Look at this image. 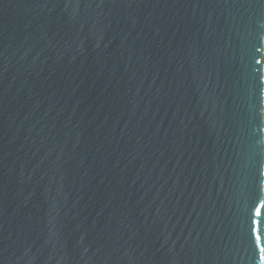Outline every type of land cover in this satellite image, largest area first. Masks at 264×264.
<instances>
[{
    "label": "water",
    "instance_id": "water-1",
    "mask_svg": "<svg viewBox=\"0 0 264 264\" xmlns=\"http://www.w3.org/2000/svg\"><path fill=\"white\" fill-rule=\"evenodd\" d=\"M262 232L264 0H0V264H264Z\"/></svg>",
    "mask_w": 264,
    "mask_h": 264
},
{
    "label": "snow or ice",
    "instance_id": "snow-or-ice-1",
    "mask_svg": "<svg viewBox=\"0 0 264 264\" xmlns=\"http://www.w3.org/2000/svg\"><path fill=\"white\" fill-rule=\"evenodd\" d=\"M257 215H260V208H257L256 210ZM261 235H264V232L256 236V243H260L261 241Z\"/></svg>",
    "mask_w": 264,
    "mask_h": 264
}]
</instances>
